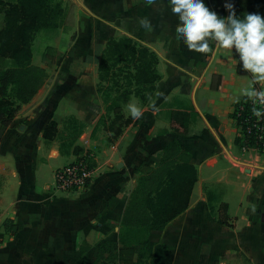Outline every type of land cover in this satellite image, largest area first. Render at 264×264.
<instances>
[{
  "label": "crops",
  "instance_id": "1",
  "mask_svg": "<svg viewBox=\"0 0 264 264\" xmlns=\"http://www.w3.org/2000/svg\"><path fill=\"white\" fill-rule=\"evenodd\" d=\"M72 2L71 39L115 34L156 54L155 98L143 103L131 95L121 103L125 123L111 130L118 101L98 92V64L87 50L82 62L58 65L55 83L45 82L9 126L0 125V264H137L147 261L140 256L145 241L169 250L171 264H264V165L242 176V166L259 157L235 144L240 132L231 119L240 89L252 84L238 54L214 44L207 54L189 51L176 38L180 21L170 0ZM204 3L220 18L230 15L228 0ZM141 19L150 21L151 32ZM3 23L0 13V28ZM61 86L66 90L50 105ZM129 104L141 109L139 119ZM174 110L188 114L189 134L178 142L196 171L187 207L162 229L125 225L142 162L155 167L156 153L173 137ZM68 135L73 138L64 145ZM84 151L94 168L89 186L55 192L54 170ZM102 240L115 243L114 255L99 253Z\"/></svg>",
  "mask_w": 264,
  "mask_h": 264
},
{
  "label": "trees",
  "instance_id": "2",
  "mask_svg": "<svg viewBox=\"0 0 264 264\" xmlns=\"http://www.w3.org/2000/svg\"><path fill=\"white\" fill-rule=\"evenodd\" d=\"M229 5L232 11L244 16L249 13L264 16V0H228ZM0 13L4 21L0 28V125L9 126L20 105L28 103L47 79L45 67L32 61L35 33L40 29L62 26L66 12L59 0H0ZM156 65V54L138 40L131 37L108 40L97 65L100 84L108 85L102 87L98 84L97 90L103 98L113 94L118 101L111 107L114 115L111 130L117 131L125 123L121 103L131 95L146 103L154 94L159 80ZM255 87L260 89L258 84ZM65 90L66 87L61 86L58 92L52 94L49 104L53 105ZM253 106L245 96L234 103L231 119L240 132L235 138V144L240 149L246 142L255 146L243 121L252 114ZM187 116L186 112L180 110L170 112L173 137L156 153L159 160L155 167L142 162V175L131 191L123 224L162 229L187 207L196 180V171L189 155L178 142L179 137L184 138L189 134L185 125ZM49 125L53 130L55 124L51 122ZM97 249L100 254L107 252L112 256L115 243L102 240L97 244ZM140 256H146L147 261L140 260L137 264L172 262L169 250L148 241L143 242Z\"/></svg>",
  "mask_w": 264,
  "mask_h": 264
},
{
  "label": "clouds",
  "instance_id": "3",
  "mask_svg": "<svg viewBox=\"0 0 264 264\" xmlns=\"http://www.w3.org/2000/svg\"><path fill=\"white\" fill-rule=\"evenodd\" d=\"M155 0H147L152 5ZM172 13L179 17L176 38L182 40L191 52L207 54L216 49H234L239 56L243 70L250 74L252 84L240 89V94L253 102L252 114L257 119L264 116V90H257L255 85L264 88V16L249 13L243 18L234 11L226 18H220L211 11L204 0H170ZM139 24L147 31H152L149 20L141 19ZM238 102V98H237ZM262 108L255 107L256 104ZM133 119H139L143 113L134 104L128 105Z\"/></svg>",
  "mask_w": 264,
  "mask_h": 264
},
{
  "label": "rangeland",
  "instance_id": "4",
  "mask_svg": "<svg viewBox=\"0 0 264 264\" xmlns=\"http://www.w3.org/2000/svg\"><path fill=\"white\" fill-rule=\"evenodd\" d=\"M4 1V0H3ZM58 1V0H57ZM61 1L65 12L66 17L64 18V23L62 26L57 28L50 29H40L35 33L34 40L32 43V51H33V63L39 66H43L48 71L47 79L45 80L46 84L54 82L56 80V75L59 74L57 72V66L64 63H79L85 59V55L87 50H94L96 61L98 64L99 58L102 52L105 51L108 40L110 38H122L119 35H115L112 37H107L106 39L101 36H97V42H99L98 47L93 46L94 38L87 36L85 34H78L75 39H71V29L74 26V11H75V2L73 0H59ZM124 37V36H123ZM95 41V42H96ZM88 47V48H87ZM147 47V46H146ZM77 54V56H75ZM74 55V56H73ZM83 58V59H82ZM45 84V83H44ZM102 87L107 86L108 84H100ZM43 86V85H42ZM41 86V87H42ZM46 94L49 89L45 88ZM39 91V90H38ZM45 94V95H46ZM154 94L149 97L148 103L154 101ZM77 123V122H76ZM73 138V136L68 135L64 137L63 144L67 145V143ZM256 154V152H254ZM259 158L256 159V162H247L244 173L242 176H246V173H251L250 168L255 165H264V154L258 153ZM253 169V168H252ZM248 171V172H247ZM54 184V180L52 182V187Z\"/></svg>",
  "mask_w": 264,
  "mask_h": 264
},
{
  "label": "built area",
  "instance_id": "5",
  "mask_svg": "<svg viewBox=\"0 0 264 264\" xmlns=\"http://www.w3.org/2000/svg\"><path fill=\"white\" fill-rule=\"evenodd\" d=\"M250 103L253 102L250 100ZM255 107L262 108L258 103ZM243 121L246 125L247 133H251L255 141V146H251L246 142V144L241 146V150H253L258 153L261 151L264 154V116L257 119L253 114H249ZM93 173L94 168L91 163V155L84 151L72 161L54 170L53 189L55 192L61 193L84 191L89 186Z\"/></svg>",
  "mask_w": 264,
  "mask_h": 264
}]
</instances>
